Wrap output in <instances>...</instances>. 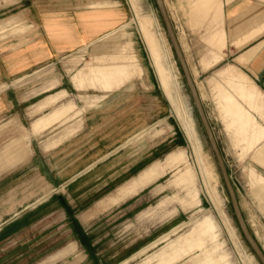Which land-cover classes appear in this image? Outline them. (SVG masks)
Listing matches in <instances>:
<instances>
[{
  "label": "rangeland",
  "instance_id": "1",
  "mask_svg": "<svg viewBox=\"0 0 264 264\" xmlns=\"http://www.w3.org/2000/svg\"><path fill=\"white\" fill-rule=\"evenodd\" d=\"M191 1L163 0L243 218L264 251V96L234 64L228 50H222L223 62L217 47V54H193L209 44L187 23ZM91 12L114 13L110 17L116 21L98 31L91 46L83 50L82 64L73 67L65 56L32 73L1 81L5 79L2 57L16 55L11 50L25 42L21 53L34 44V35L43 30L40 15L60 17L63 25L72 26L74 15ZM197 20L201 33L204 25L209 28L208 17L199 14ZM123 24L126 27L121 28ZM82 65L102 84L122 73L136 78L138 68H143L145 79L135 85L162 96V118L131 143L147 149L148 165L157 160V180L124 198L123 204L124 200L107 204L104 212L82 223L79 217L95 211L91 207L96 199L81 200L77 209L70 208L57 191L43 199V180L33 169L40 159L29 162L42 137L30 140L26 163L0 175V193L13 186L18 189L19 208L28 205L0 230V264H259L240 232L154 0H0V86L14 88L24 101L0 116V147L22 127H29L31 113L39 112L35 108L27 117L29 104L62 88L69 93L62 102L70 100L78 107L83 95L103 94L70 88L71 76ZM50 67V75L35 74ZM26 75L30 76L23 83L12 85ZM53 77L57 84L43 92ZM70 240L75 241L76 250L51 260L66 252L64 246Z\"/></svg>",
  "mask_w": 264,
  "mask_h": 264
},
{
  "label": "crops",
  "instance_id": "2",
  "mask_svg": "<svg viewBox=\"0 0 264 264\" xmlns=\"http://www.w3.org/2000/svg\"><path fill=\"white\" fill-rule=\"evenodd\" d=\"M190 5L187 23L209 44V48L196 49L193 54H217V47L218 58L223 62L226 55L223 51L228 50V55L234 57V64L264 96V0H192ZM113 14L91 12L79 17L74 15L72 26L63 25L60 17L40 15L43 30L34 35V44L21 53V48L27 44L25 42L11 50L16 55L2 57L5 79L1 81L6 82L22 73H32L40 65L55 63L65 56L67 63L77 67L83 62V50L91 46L89 43L98 37V31L116 21V17H110ZM191 14L194 15L193 23ZM199 14L209 20V28L204 25L202 33L196 24ZM181 51L187 64L186 55ZM83 65L71 76L70 88L103 94L83 95V104L78 107L70 100L62 102L65 95H69L67 89L62 88L29 104L25 108L27 117L35 108L39 111L31 113L33 120L29 127H22L18 135L0 147L1 175L26 163L31 153L30 140L42 137L29 162L40 159L39 164H33V169L42 177L46 191L43 199L53 196L54 191L60 192L72 209L79 208L81 200L96 199L91 207H95V211L79 217L82 223L91 215L104 212L107 204L136 195L157 180L154 175L158 170L157 160L148 165L147 149L140 144L131 146V143L143 137L149 126L159 121L164 113L162 96L134 83L145 79L143 68L141 71L138 68L136 78L122 73L102 84ZM202 67H207L206 61ZM51 73L52 67L35 72L43 77ZM190 75L192 77V73ZM29 76L14 80L12 85L23 83ZM50 80V85L43 92L57 84L56 78ZM0 90H3L0 92V116L15 111L24 102L18 91L10 89L9 85L1 84ZM9 189L4 192L8 191L6 194L0 193V230L28 209V205L19 208L18 189L13 186ZM13 243V240L9 241L6 246L10 247ZM64 247L66 252L51 257V260L74 252L77 245L70 240Z\"/></svg>",
  "mask_w": 264,
  "mask_h": 264
},
{
  "label": "water",
  "instance_id": "3",
  "mask_svg": "<svg viewBox=\"0 0 264 264\" xmlns=\"http://www.w3.org/2000/svg\"><path fill=\"white\" fill-rule=\"evenodd\" d=\"M154 1H155L156 6H157L160 17L162 19V22L164 24V27H165L169 42L171 44L172 50L175 54V57H176L177 62L179 64V67H180L182 74L184 76L187 88H188L189 93H190L191 100H192L193 105H194V108L197 112L200 123L203 127V130L205 132L207 140L210 144V147H211L213 154H214V157L216 159V162H217V165H218V168H219L225 189H226L227 194H228L229 199H230L233 214H234L235 219L237 221V224L239 226L240 232H241L244 240L246 241L247 245L249 246L250 250L252 251L257 262L259 264H264V252H263L262 248L260 247V245L258 244V242L256 241L254 235L251 233L250 229L248 228V226H247V224L243 218V215H242V212H241V209H240L237 197H236L235 190H234L233 185H232L230 178L228 176L226 166L224 164L222 155L219 151L216 139L214 137V133H213L211 126L208 122V119L206 117L200 96L198 94V91L196 89L194 81L190 75L188 66L186 64V61H185L184 56L182 54L180 45L178 43L175 32H174L173 27L171 25V21H170V18L168 16V13L166 11L164 2H163V0H154Z\"/></svg>",
  "mask_w": 264,
  "mask_h": 264
},
{
  "label": "bare ground",
  "instance_id": "4",
  "mask_svg": "<svg viewBox=\"0 0 264 264\" xmlns=\"http://www.w3.org/2000/svg\"><path fill=\"white\" fill-rule=\"evenodd\" d=\"M255 237V236H254ZM263 250V249H262ZM264 252V251H263Z\"/></svg>",
  "mask_w": 264,
  "mask_h": 264
}]
</instances>
